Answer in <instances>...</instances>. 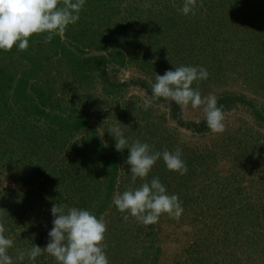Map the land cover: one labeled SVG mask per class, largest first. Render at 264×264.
<instances>
[{"label":"rangeland","instance_id":"374dc122","mask_svg":"<svg viewBox=\"0 0 264 264\" xmlns=\"http://www.w3.org/2000/svg\"><path fill=\"white\" fill-rule=\"evenodd\" d=\"M121 1L119 7L112 6L116 25L119 24V29L124 26L127 35L132 29L135 37L141 36L142 49L147 55L153 48L156 53L146 61L138 50L130 48L129 37L121 41V36H112L114 41L109 39V45L121 41V47L131 49L128 61L119 69L120 80L142 77L151 84L155 83L156 74L166 72L165 68L202 66L208 71V78L192 85L202 97L210 94L217 97L227 92L243 94L252 100L256 111L238 103L222 110L223 132H197L180 125L171 116L170 105L156 103L144 89L131 86L121 95L108 94L96 77L82 79L50 54L48 68L53 79L48 80V85L52 94H46L43 108L64 117L76 109L90 119L95 133L120 164L115 194L158 177L168 194H176L182 203L179 219L165 213L148 225L130 215L125 220V213L119 212L112 201L109 208L106 205L98 218L106 223L103 244L109 264H264V121L256 115L257 112L264 115V4L254 0L252 10L247 0H234L236 3L226 10L221 5L228 2L232 5L233 0L219 2L217 8L206 7L209 0H197L196 14L183 15L179 9L184 0ZM212 9L215 15L211 14ZM150 10L165 27L171 26L174 19L185 18L181 27L177 24L169 32H182L186 28L189 35H180L178 39L165 34L161 38H147L134 27L137 18L147 23ZM243 10L247 12L242 15ZM130 12L135 18L133 24L128 23ZM75 34V30L70 31V35ZM66 35L65 31L63 38L69 44L81 45L78 36L74 39ZM181 39L184 46L175 50L173 45ZM83 48L87 54L91 50H106ZM31 85L29 91L35 86L33 82ZM149 101L151 107L145 109ZM179 112L182 118L180 106ZM203 117L202 107L193 109L189 105L183 109L185 122ZM24 122L25 125L20 123L22 126L15 128L23 136L7 132L12 138L20 137L14 140L17 143L12 145V156L0 148V229L14 242V247L9 249L14 258L19 249H29L33 244L47 245L48 231L53 227L50 209L54 204L64 205L65 211L77 207L95 215L97 206L104 201L107 183L103 180V169L94 176L98 182L92 185L89 179L79 184L72 181L73 176L64 170L65 164L80 161L81 155L89 151L84 132L66 137L64 147L53 148L45 138L50 131L42 119L28 116ZM117 126L129 144L139 140L148 143L153 151L162 146L160 152L179 147L188 171L184 175L169 171L160 159L161 163L156 162L146 178H137L133 183L130 165L126 163L128 149L117 151L116 140L108 131ZM44 129L46 133L42 134ZM42 135L43 144L33 143ZM28 143L39 148L30 152ZM28 178L39 183L26 182ZM82 183L81 189H86L74 191L75 184ZM14 264H56V261L42 249L34 262L27 258L23 262L14 259Z\"/></svg>","mask_w":264,"mask_h":264},{"label":"trees","instance_id":"16d2710c","mask_svg":"<svg viewBox=\"0 0 264 264\" xmlns=\"http://www.w3.org/2000/svg\"><path fill=\"white\" fill-rule=\"evenodd\" d=\"M247 1L253 10L254 0ZM219 2L222 4L224 0H209L205 6L217 8ZM234 3L236 2L233 0L232 5L231 2H228L221 6L226 7V10H228L232 8ZM260 3L263 5L264 0H259V4ZM121 4V0H85L83 8L79 12L78 21L75 24L68 25L65 30L67 38L75 39V37L78 36V42H80L81 45H75L76 47L69 44L64 38L61 39L59 36H54L50 42H45L46 34H34L29 39V47L25 51H18L15 46L9 51L0 50V60L4 59L3 65L7 68L6 69L2 64L0 65V148H3L4 152L12 156V145L13 143H17L14 142V140L18 141L20 137L16 136L12 138L11 135H7V132H15L14 134L22 133L23 136V132L17 131L15 128H20L22 125H25L26 123L24 120L28 116H37L48 125V131L50 132H48V136L45 138H47L50 142L49 144L53 148L64 147L66 143L65 139H67L66 137L84 132L83 135L88 137L89 151L81 155V160L78 161L80 163L76 161L72 164H65L64 170L68 171L73 176L72 181H78L79 184L80 181H87L89 179L92 185L94 181L98 182L94 176H97L99 173L98 171L103 169V180L107 182L104 186L106 187V195L103 196L104 201L100 200L101 203L97 206V213L95 214L97 217L104 211L106 205L107 208H109V203L113 199L116 177L119 172L120 164L117 158L111 154L108 146H105V142L102 141L101 137L95 133V125L83 114V111H76V109H74L73 112L64 117L43 108L45 106V97L47 98L46 94H52L51 87L48 85V80L50 81L53 79V75L48 68V58L50 54H54V56L63 63L61 66L69 67L72 72L78 74L82 79H87L91 75L96 77L101 87L108 92V94L115 93L121 95L126 92L129 87L137 86L144 89L151 97L150 82L146 78L133 77L129 80H120L118 76L120 67L124 66L128 61L131 49L133 51L138 50L141 58L146 61L149 55H155L156 53V49L153 48L150 49V53L147 55V52H143L142 49L144 41L141 36L135 37V31L132 29L128 31L127 35L124 26L119 29V24L116 25L111 14L112 6L119 7ZM215 12L216 11L212 9L211 14L215 15ZM244 12L247 11L243 10L242 15ZM128 15V23L133 24L135 22L133 13L130 12ZM154 17L155 16L151 14L150 10V14L146 17L147 23H143V20L137 18L134 29L142 31L147 35V38L148 36H158L161 38L165 34L178 39L181 38L180 35L187 36L190 33L189 29L186 30V28L182 32L179 30L169 32L173 28H176L177 26L175 25L177 24L181 27V21L183 22L185 18H181V20L178 19L177 21L174 19L171 26L165 27L162 21L158 22L159 20H156ZM157 17L160 16L157 15ZM184 26L182 28H184ZM71 30H75V36L70 35ZM112 36H121V41L129 37L127 42L131 49L126 46L121 47V41L115 45H109V39L114 41L113 38H111ZM147 38L146 41H149ZM182 39L185 38L182 37ZM157 44L160 45V43ZM83 46L90 48L95 47L93 50H106L104 52H93L91 50V54H87ZM183 46V40L173 45L175 50ZM167 50L168 49H166V51ZM169 53L170 50L168 51V56ZM168 56H166V60H168ZM8 57H10V60H8ZM167 69L168 68H165L164 71H167ZM15 77L16 82L14 81ZM32 82L35 86L32 91H29V88H32ZM153 100H155L156 103L161 102L169 104L171 107V116L174 117L180 125L197 132L209 130L203 118L199 120L200 123H195V121L185 122L182 120L179 106L176 103L163 98ZM217 101L218 106L221 107L222 110L230 109L238 103L255 110V105L252 100L243 94L240 95L230 92L222 93L217 96ZM256 115L258 119L264 121L263 114L257 112ZM20 123L23 124L21 125ZM7 126H9V129ZM41 133H46V129L42 130ZM42 137L44 136H40L39 139H36L33 143L40 142L43 144L44 141ZM33 143H28L30 152L39 148V146ZM161 149L162 146L159 147L157 151L160 152ZM126 152H129V150ZM157 162L161 163L160 160ZM73 169L75 170L76 176L73 175ZM29 181L34 184L39 183V180H30L28 178L26 182ZM59 182L61 183L62 181L59 179ZM83 185V183L80 184V186L75 184L76 189H74V191L81 189ZM84 189L86 188H82L81 191ZM94 195L97 196L95 193ZM58 197H61V194Z\"/></svg>","mask_w":264,"mask_h":264},{"label":"clouds","instance_id":"9594fccd","mask_svg":"<svg viewBox=\"0 0 264 264\" xmlns=\"http://www.w3.org/2000/svg\"><path fill=\"white\" fill-rule=\"evenodd\" d=\"M84 4L85 0H0V50L9 51L15 46L18 51H25L34 34H46L45 42H50L54 36L63 39L67 26L78 21ZM196 4L197 0H184L179 11L183 15H195ZM208 76L202 66H174V70H167L163 75L156 74L155 83L150 84L151 97L176 103L181 108L182 118L185 107H202L207 128L212 133H221L225 129V117L217 97L214 94L202 97L199 89L192 87L194 82L206 80ZM149 107L150 101L145 103V109ZM108 131L116 140L117 151L129 150L126 163L130 165L133 183L137 178H146L160 159L169 171L180 175L188 171L179 147L171 152H153L148 143L136 140L129 144L118 126ZM112 204L125 213V220L130 215L145 225L155 223L165 213L175 219L183 213L178 196L169 195L158 177L137 188L114 194ZM50 212L53 227L48 231L47 245L33 244L29 249H19L15 258L9 254V249L14 247L13 240L0 229V264H14V259L23 262L25 258L34 262L42 249L55 259L56 264H109L103 244L107 229L102 218L77 207L65 211V206L57 203Z\"/></svg>","mask_w":264,"mask_h":264}]
</instances>
